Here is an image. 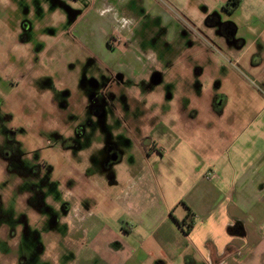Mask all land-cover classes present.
Returning a JSON list of instances; mask_svg holds the SVG:
<instances>
[{"label":"rangeland","instance_id":"374dc122","mask_svg":"<svg viewBox=\"0 0 264 264\" xmlns=\"http://www.w3.org/2000/svg\"><path fill=\"white\" fill-rule=\"evenodd\" d=\"M54 1L0 0V59L4 61L5 52L9 50L7 62L21 58L23 63H35L32 69L23 67L26 77L19 79V71L10 72L7 62L0 61V262L9 264L22 255L24 261L19 264H120L121 258L114 250L122 247V240L134 244L142 238L141 232L129 234L123 229L128 221L127 212L150 216L156 211L151 197H158L156 192L166 194L162 184H156V189L150 182L174 181L182 176L192 179L194 173L178 169L173 162L153 161V155L147 159L134 140L128 141L133 129L125 123L111 135L124 153L122 161L113 168L118 184L112 187L105 184L107 176L105 172L100 173L96 163L90 169L85 165L90 148L76 155L61 147V138L52 134V131L62 132L60 115L56 118L51 111L39 117L30 102L38 107L47 105L45 101L51 97L53 88H62L63 78L75 88L80 84L79 79H86L85 89L90 80L100 79L105 74L101 64L72 38L69 30L76 23L83 33L94 35L97 52L101 54L106 52L102 40L106 34L104 29L99 32L91 27L93 21L99 25L96 7L101 8L104 0ZM162 7L169 13L167 22L151 16L149 21L142 10L137 13L125 5L117 8L120 15L134 21L130 26L131 40L128 39L130 50L150 59L151 66L150 77L139 91L141 102L134 106L138 118L134 124L135 137L144 139L149 135L151 138L153 134V131L149 134L143 123L150 114V105L158 107L160 118L165 116L169 120L173 119L175 104L188 110L202 105L203 116L197 119L206 126L196 128L194 119L184 111L180 114L182 125L178 129H183L186 152L201 154L227 148L229 138L237 134L228 130L227 117L247 112L256 118L257 124L235 142V147L241 154L248 148L264 147L263 136L258 131L264 128V0H238L236 6L232 0H163ZM213 17H217L219 23L233 24L235 31L230 43L217 33V22L212 25L207 20ZM20 20H28L31 26L26 45L21 46L15 45L11 38ZM117 22L121 23L122 18ZM155 58L158 65L153 66ZM51 71L55 76H51ZM156 72L158 79L161 78L157 82ZM31 78L38 79L37 90L25 87L23 91L22 86L27 81L28 85ZM217 88L218 93L228 97L232 113L229 109L221 116L207 112L209 91L216 92ZM189 90H196V97ZM74 99L77 104L79 99ZM19 100L26 101L22 113L15 109ZM5 114L10 117L5 119ZM12 127L17 129L10 132L12 137L8 141L7 131ZM99 144L100 140L95 139L91 141V148ZM6 149L12 151L7 159L2 156ZM214 171H204L205 180L217 176L218 180L227 179L220 168ZM128 178L136 182L131 181L127 197L131 209L117 199L123 180ZM29 180L39 183L42 193L49 197L47 201L58 199L70 206L71 217L65 219L66 229L69 227L67 233L58 225L64 230L60 235L54 239L39 236L37 240L34 238L36 229L29 223L26 238L18 231H8L17 229L23 217L37 212L25 203V185ZM40 244L44 246L43 252L37 251ZM200 255L197 253V257Z\"/></svg>","mask_w":264,"mask_h":264},{"label":"crops","instance_id":"0c3cea01","mask_svg":"<svg viewBox=\"0 0 264 264\" xmlns=\"http://www.w3.org/2000/svg\"><path fill=\"white\" fill-rule=\"evenodd\" d=\"M102 4L106 8L125 5L137 13L142 10L148 20L150 16L161 18L163 22L169 19L168 11L162 7L163 0H104ZM121 18V27L128 28L134 22L116 14L117 21ZM107 20L101 18L97 23H109ZM133 63H136V71L132 78L139 80L144 76L142 66L138 60ZM152 65H158L156 58ZM189 91L196 97V90ZM207 98V112L221 116L229 109L228 97L218 93V88L216 92L210 90ZM175 106L173 119L169 120L165 116L160 118L158 107L150 105L151 139L156 148L153 161L173 162L182 171H192L194 178L182 176L174 181L150 182L154 188L156 184H162L166 194L156 192L158 197H151L156 211L150 216L127 212L128 221L123 229L129 234L141 232L142 238L134 244L122 240V247L114 250L121 258L120 264H264V147L248 148L243 154L235 147V142L257 124L256 118L250 117L248 112L233 118L228 116V130L237 133L229 138L228 147L191 153L184 150L183 129H178L182 125L180 114L186 112L199 128L204 124L197 119L203 116V106H191L189 110L180 104ZM229 110L233 112L232 108ZM258 131L264 142V128L260 127ZM215 168H220L227 179L218 180L217 176L205 180L204 173ZM201 172L204 178H201ZM131 181L136 183L134 179H124L117 195L121 204L128 205L129 209L132 208L127 202ZM117 182L116 179L115 183L108 184L112 187ZM106 246L110 247L109 244ZM197 253L201 255L197 257Z\"/></svg>","mask_w":264,"mask_h":264},{"label":"flooded vegetation","instance_id":"af4514ba","mask_svg":"<svg viewBox=\"0 0 264 264\" xmlns=\"http://www.w3.org/2000/svg\"><path fill=\"white\" fill-rule=\"evenodd\" d=\"M116 14L118 15L116 7L106 8V6H102L98 11L97 19L101 20V18H105L110 22H104L99 25H95L96 21L91 23V27H94V31L100 32V30L103 29L105 31L104 34L106 35L102 37V40L107 57L105 53L101 54V52H97L96 43L93 41L94 35L91 36L88 32L83 33V31L77 28L76 23L69 30V34L71 33L72 38L82 44L88 52L92 54L95 61H99L105 74L100 76V79L96 78L95 80H90L89 87L87 88L88 90L84 88L86 79H82L81 81L79 79L80 84L75 85L77 86L75 88L72 84H66V80L63 78L64 80L62 79L61 82L62 88H53L54 92H52L51 97L45 101L47 105H40L38 107L30 102L32 109L39 112V117L42 113L51 114V111L56 118L59 114L61 121L65 122V124L59 121L63 128L62 132L52 131V134H55L57 138H61V147L71 150L76 155H81V151L85 153V151L90 148V151L87 153L86 162L83 161V166L85 162V165L90 169L96 163L100 173L105 172L107 176V182L105 183L112 184L116 182L113 168L117 163L122 161L124 153L121 151L119 143H117L111 135L115 134L114 132L117 130L118 126L124 123L129 128L131 126L133 131L135 130L134 124L138 118L135 116L136 111L134 106L138 102H141L138 98L139 91L144 88L145 84L143 82L146 81L147 77H150L148 73H150L151 69L150 59L135 55V53L130 50L128 39L131 40L130 33H133V30L130 27H121L120 23L115 19ZM99 16L100 18H98ZM207 20L210 21L212 25L216 21V27H219L217 33L230 43L235 31L233 24L219 23L217 17ZM88 25L87 28L89 29ZM30 30L31 26L28 20H20L18 28L11 36L15 41V45H26ZM8 54L9 50L5 52L6 59L4 61L0 59V61L2 60L1 63L7 62ZM137 60L142 66L141 70L144 72V76L139 80H134L132 74L136 71L134 68L136 63L133 62ZM22 61L23 59L20 58L19 61L14 60L13 62H7L6 65V68L10 72H20L17 76L19 79H24V77H26L23 73V67L32 69L35 65V63H23ZM51 76H55L52 71ZM103 76L105 77L103 78ZM159 80L160 78L158 79V74L156 72L155 82ZM27 82L22 86L23 91L25 87H29L31 91L37 90L38 79L31 78L28 85ZM52 84H50V86H52ZM148 87L150 86L148 85ZM74 97L79 99L76 100L77 104L75 103ZM16 104L17 108L15 109L18 110V112L20 111L22 113L25 111V100H19ZM8 108L12 112L10 105ZM148 112L149 111H147V114ZM7 117H10V114L4 115L5 119H7ZM143 123L146 125L150 134V131H152L150 114ZM16 129L17 128L12 127L7 131L8 136H10L9 139L7 138L8 141H11L12 137L10 132H14ZM133 131L129 134L128 141L131 142L134 140L137 146L142 148L145 157L149 159V156L152 155L156 149L153 140L149 135L144 136V139L137 136L135 137ZM95 139L100 140V144L98 147L91 148V141ZM133 146L135 145L133 144ZM16 151H18V148L15 146V152ZM11 153V150L6 149L2 156L7 159ZM92 154H96L97 156H92ZM34 170H36V168ZM32 172L33 171H30V173ZM47 198L49 199L48 196L42 193V187L39 183H33V181L31 182L29 180L25 185V203L34 207L37 212L29 214L32 218L31 216L23 217L17 229L14 228L11 230L7 226L9 228L8 231H10V233L11 231L13 233L18 231L19 235L26 238L30 232L29 223L30 225H34L37 230L34 232V238L37 240L39 236L51 237V239H54L55 236L60 235L64 230H60L58 225H62V229H66L65 219L69 218V216L71 217L70 206L64 202H60L58 199L47 201ZM68 230L69 227L66 229V233ZM16 245H18V243ZM43 248L44 246L40 244L38 245L37 251L43 252ZM21 249L25 250L24 246H22ZM23 261L24 257L19 255L14 261H9V264H19ZM0 264L7 263L0 262Z\"/></svg>","mask_w":264,"mask_h":264},{"label":"trees","instance_id":"16d2710c","mask_svg":"<svg viewBox=\"0 0 264 264\" xmlns=\"http://www.w3.org/2000/svg\"><path fill=\"white\" fill-rule=\"evenodd\" d=\"M232 3L236 6L238 4V0H232ZM234 28V26H233Z\"/></svg>","mask_w":264,"mask_h":264}]
</instances>
